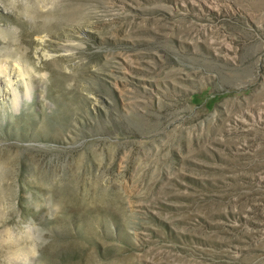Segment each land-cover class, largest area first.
<instances>
[{
    "label": "rangeland",
    "instance_id": "1",
    "mask_svg": "<svg viewBox=\"0 0 264 264\" xmlns=\"http://www.w3.org/2000/svg\"><path fill=\"white\" fill-rule=\"evenodd\" d=\"M0 4V264H264V0Z\"/></svg>",
    "mask_w": 264,
    "mask_h": 264
},
{
    "label": "bare ground",
    "instance_id": "2",
    "mask_svg": "<svg viewBox=\"0 0 264 264\" xmlns=\"http://www.w3.org/2000/svg\"><path fill=\"white\" fill-rule=\"evenodd\" d=\"M42 40L43 39H39V42L42 43ZM46 56H48V55H46ZM6 60H4V59L0 60V83H1V78H2L10 86L8 88L12 92V105L15 109H18L19 106L21 105L23 98L24 99H31V97H32V92L34 89V85H33L34 83L32 81V77H34V76L36 77V74H33V72H36V70H35L34 66L23 63L21 60H14L13 61L14 67L9 69V67L12 65L11 64L9 65V63H7ZM15 69H17L16 72H18L16 74V76L14 73ZM44 75L45 74L41 75V77L43 78ZM15 78H16V80H15ZM17 78L19 79V81L17 80ZM44 78H46V77H44ZM19 87H20V89L22 87V89L20 91H18Z\"/></svg>",
    "mask_w": 264,
    "mask_h": 264
},
{
    "label": "clouds",
    "instance_id": "3",
    "mask_svg": "<svg viewBox=\"0 0 264 264\" xmlns=\"http://www.w3.org/2000/svg\"><path fill=\"white\" fill-rule=\"evenodd\" d=\"M9 3L11 5V7H9V11L6 12L5 14H11V12L15 11L19 14V9L21 7V4H23V7L25 9L28 8L29 6V0H9ZM0 6H2V4H0ZM28 18V17H25ZM5 247H7L8 245H4Z\"/></svg>",
    "mask_w": 264,
    "mask_h": 264
}]
</instances>
